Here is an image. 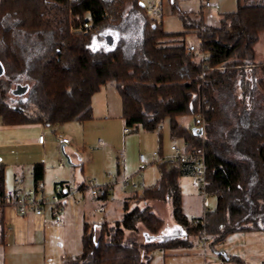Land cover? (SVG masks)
Masks as SVG:
<instances>
[{"label": "trees", "instance_id": "trees-1", "mask_svg": "<svg viewBox=\"0 0 264 264\" xmlns=\"http://www.w3.org/2000/svg\"><path fill=\"white\" fill-rule=\"evenodd\" d=\"M168 1L183 32L151 24L142 0H0L1 123L55 128L88 122L92 96L111 82L127 129L158 132L167 120L170 141L203 149L206 194L216 201L193 225L196 218L182 213L178 184L193 175L191 164L160 162L159 179L134 195L133 208L125 202L122 217L101 222L99 229L84 224L81 254L61 264H150L156 250L189 249L194 240L216 251L234 233H264V62L255 56L264 33V0H236V9L220 14L217 25L205 22L202 5L189 13L177 0ZM84 22L91 24L87 34L73 31ZM190 31L199 41L195 53L185 48ZM29 79L34 83L27 98L11 104L10 85ZM187 116L193 127L179 124ZM196 119L200 135L192 132ZM42 173L43 165L35 164V182ZM1 176L0 169V188ZM106 193L104 187L98 198ZM152 202L170 205L180 236L156 240L164 220ZM139 229L151 239L129 241L126 233ZM219 256L242 264L237 256Z\"/></svg>", "mask_w": 264, "mask_h": 264}, {"label": "crops", "instance_id": "crops-1", "mask_svg": "<svg viewBox=\"0 0 264 264\" xmlns=\"http://www.w3.org/2000/svg\"><path fill=\"white\" fill-rule=\"evenodd\" d=\"M146 1L148 0H145V4ZM177 1L183 12L198 13L200 9L198 0ZM163 2L169 8V1L163 0ZM209 3H211L210 0ZM205 9L203 8L201 13L206 20L209 16ZM176 29L166 32H183L181 22ZM188 37V35L185 37V44H193L186 41ZM91 103L92 120L79 123L78 126L73 124L75 122L69 123L73 124L69 125L70 127L62 125L59 131L56 127L36 123L5 125L0 121L2 188L21 192L33 191L40 184L42 191H39L38 195L44 196L45 199L52 196L57 184H67L74 189L64 200L60 213L61 221L58 224L54 222L49 206L44 208L41 216L28 214L19 217L12 208H6L0 212V264H61L65 258L78 257L83 249L84 224L93 228L99 224L98 222H108V218L112 219V222L118 221L122 217L123 204L133 199L134 195L140 194L143 188L154 185L159 179L157 165L155 167L158 174H151V177H146V173L138 170L137 157L143 154L140 145L142 137L138 129L129 130L124 126L121 117L122 102L114 84L108 82L102 85L100 90L92 96ZM65 128L70 130L72 140L63 133ZM125 129L128 133L124 131ZM50 133L61 134L68 143H59L57 139L47 141V135ZM156 133L158 138L156 151L159 155H163L162 126ZM40 136L44 137L42 144L38 143ZM50 147L53 149L52 153L49 151ZM59 150L64 154L65 161L59 156ZM146 159L153 160L152 154L146 155ZM35 164L43 165V178L39 182L34 181L33 166ZM108 176H112L113 179H109ZM184 177L190 179L188 183H180L182 178L178 182L181 192V210L187 217L191 215L190 218H197L202 215L201 200L187 191L188 187L192 189L193 175ZM18 179L22 181L17 183ZM89 179H95L99 185L107 189L104 200L91 195L89 189H86L85 183ZM125 179L134 184L135 188L130 186L128 187L131 189L123 188L122 181ZM146 181L148 185L144 187ZM139 187L142 189L138 190ZM149 205L153 206V203ZM98 208L103 209L101 214L95 213L94 210ZM117 211L119 217L115 216ZM139 233L142 238L140 242L145 243L151 239L143 230ZM174 235L175 237H171ZM180 235L181 230L175 226L172 217L164 221L162 231L156 240L173 239ZM192 242L193 246L189 249L156 250L152 253V258L154 254L169 256L165 252L195 253L198 251V243L194 240ZM216 256H218L219 264H227L221 256ZM163 258V264L208 263L205 252L201 256L195 254ZM214 261H212L213 264H218Z\"/></svg>", "mask_w": 264, "mask_h": 264}, {"label": "rangeland", "instance_id": "rangeland-1", "mask_svg": "<svg viewBox=\"0 0 264 264\" xmlns=\"http://www.w3.org/2000/svg\"><path fill=\"white\" fill-rule=\"evenodd\" d=\"M197 1V0H195ZM200 2V0H198ZM209 1V0H207ZM143 2H145V0H143ZM210 4L211 7L210 8H206L205 12H207V16H209V18H207V22H209L210 25H217L218 23V16L219 14L222 13H226V12H232L236 9V0H210ZM163 8H162V17H161V25H162V29L166 32H169L170 30L175 31L177 25L180 23L178 18L174 15H171V13L169 12V8L166 7V4L163 2ZM201 5V2H200ZM205 20V22H206ZM206 22V23H207ZM177 30V29H176ZM189 37L186 38L187 42H191L193 44H197V39L195 38V34L194 32L190 31L187 34ZM186 35V36H187ZM259 42L256 44L255 46V56H256V60L257 61H262L264 62V33H262L259 36ZM199 44V43H198ZM33 80H23L22 82H20V85H17L16 83H12L9 87L8 90V101L11 102V104H16L20 103L23 99L27 98V92L19 94V95H14L13 94V90H15L18 86L21 87H26V89L30 90L33 87ZM17 85V86H16ZM178 122L180 125H182L183 127H193V117L192 116H187V117H179ZM72 123V122H71ZM76 126H78L77 124L79 123H73ZM73 124H69V123H65L62 124L65 127H70L69 125H73ZM62 125H59V127H56V129L59 131L60 127ZM80 125V124H79ZM162 154L164 156H166L169 153V147H170V140L168 137V122L167 120L164 121L162 123ZM140 134H141V151L142 153L148 156L151 155L153 151L158 150V144H157V133L156 132H148V131H143L141 129H138ZM63 133L65 134V136L67 138H69L70 140H72V134L70 133V130L68 128H65V131H63ZM57 135V134H55ZM54 134H49L47 135V141L49 139L51 140H56L57 136H55ZM72 142V141H71ZM91 146V145H90ZM88 152L90 151L89 147L87 148ZM79 150H81L79 148ZM49 151H51V153L53 152V149L50 147ZM158 152V151H156ZM59 156L65 161V156L62 153L61 150H59ZM156 165L155 164H149V166L146 167V169L143 171L145 174V176H150L151 174L156 175V173L158 174V172H156ZM142 172V173H143ZM140 176H138L139 178ZM188 177H182V179H180V183H188L189 182ZM147 181L144 184V187H146ZM123 187V186H122ZM127 189H131L130 187H128ZM142 189L141 187L138 188ZM189 193L194 194L196 196H198L197 192L192 188L190 189L188 187ZM199 197V196H198ZM206 199H208V202L210 204L209 210L213 209L215 206V199L209 195H206ZM153 203V202H152ZM128 204L130 205V208L132 209L133 206L135 205V198H131L128 201ZM140 208L145 207L143 204H139ZM152 211L158 215L160 218H163L164 221H166L167 219H171L172 215L170 214L171 210H170V205L165 204V203H153V206L151 207ZM116 217L118 216V211L116 212ZM189 218L191 217L188 216ZM114 219V218H113ZM118 219V218H115ZM109 222L112 219H109ZM112 222V221H111ZM100 223L95 225V227H93V229H99L100 228ZM140 228V227H139ZM140 231V229H139ZM128 240L130 241L131 239H133L132 237L135 236L134 238L136 239V241L140 242L141 241V234H134L132 236H130L131 234H129V232L126 233ZM166 237V236H164ZM171 237H175L171 236ZM127 240V241H128ZM128 241V242H129ZM194 242H198V251L195 253H188V252H177V253H168L165 252L168 255H160V254H154L153 255V260L151 262V264H163L164 258L163 257H177V255H181V256H191V255H203L205 252V256H207V261L210 264H213L212 261L216 262L219 264L218 261V256L220 253H222L223 255H228V256H237L242 264H264V233H259V232H237L234 233L231 236L226 237L223 241H220L219 244H217L215 246V250L216 251H211L208 248V244L206 243L204 245L203 248V244L199 241H194ZM196 247V244L194 246V248ZM206 263V264H208ZM227 264H238L236 261L234 262H227Z\"/></svg>", "mask_w": 264, "mask_h": 264}, {"label": "built area", "instance_id": "built-area-1", "mask_svg": "<svg viewBox=\"0 0 264 264\" xmlns=\"http://www.w3.org/2000/svg\"><path fill=\"white\" fill-rule=\"evenodd\" d=\"M145 6V15L148 17L151 24H160L163 3L162 0H148L146 1ZM201 5L204 8L210 7V3L207 0H200ZM91 28V24L88 22H84V24H80L78 27H73V31L82 33L83 35L87 34ZM186 45V51L189 53L198 52V44ZM199 57L204 59L205 54L200 53ZM195 127L200 129L202 128V122L200 119H196ZM128 133V130H124ZM59 143L67 144L68 140L64 138L61 134L56 135ZM44 141V137L40 136L38 138V143L42 144ZM169 153L164 155H159L158 152L152 153L153 160L149 161L143 154H139L138 159V170L144 171L149 164L158 165L160 162H167L170 164L179 163V164H191V168L193 171V179L191 181L192 188L197 192L200 200H201V208L202 215L196 219L192 220V224L196 225L198 222L203 220L204 212L209 210L210 204L208 199H206V171H205V157L203 149L201 148H193L189 143L184 142L183 140H176L170 143ZM121 155V154H120ZM109 179H113L112 176H108ZM21 179L17 180L21 182ZM123 188L128 186L134 187V184H131L128 179L122 181ZM86 189H89L91 195L98 196L101 192V189L104 186L98 184L95 179H89L85 183ZM42 186L38 184L33 191H17L15 189L8 188H0V212H3L6 208H12L16 212V214L20 216H26L28 214L41 216L45 207H51L52 218L56 224L60 223V213L62 211V205L64 203L65 198L74 191L67 184H57L54 187L53 194L50 198L45 199L44 196L38 195V192L42 191ZM102 208L95 209V213L101 214ZM100 223V222H98ZM74 259V257H71Z\"/></svg>", "mask_w": 264, "mask_h": 264}, {"label": "water", "instance_id": "water-1", "mask_svg": "<svg viewBox=\"0 0 264 264\" xmlns=\"http://www.w3.org/2000/svg\"><path fill=\"white\" fill-rule=\"evenodd\" d=\"M141 5L144 6L143 2H141ZM104 39L106 41V43L108 45H111L112 44V37L107 35V36H104ZM3 73V66L2 64H0V76L2 75ZM14 95H19V94H22V93H25L26 92V87H21V86H18L15 90L12 91ZM192 132L193 133H197L198 135L202 134V129H198V128H192Z\"/></svg>", "mask_w": 264, "mask_h": 264}]
</instances>
